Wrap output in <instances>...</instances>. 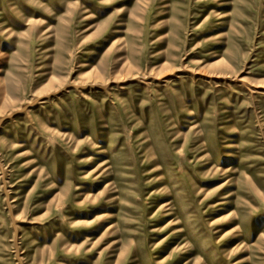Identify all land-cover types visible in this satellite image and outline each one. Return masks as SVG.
<instances>
[{
  "label": "rangeland",
  "instance_id": "obj_1",
  "mask_svg": "<svg viewBox=\"0 0 264 264\" xmlns=\"http://www.w3.org/2000/svg\"><path fill=\"white\" fill-rule=\"evenodd\" d=\"M0 264H264V0H0Z\"/></svg>",
  "mask_w": 264,
  "mask_h": 264
}]
</instances>
